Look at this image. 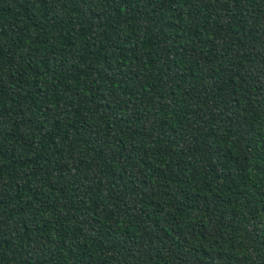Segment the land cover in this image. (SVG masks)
Instances as JSON below:
<instances>
[{"label":"trees","instance_id":"16d2710c","mask_svg":"<svg viewBox=\"0 0 264 264\" xmlns=\"http://www.w3.org/2000/svg\"><path fill=\"white\" fill-rule=\"evenodd\" d=\"M0 264H264V0H0Z\"/></svg>","mask_w":264,"mask_h":264}]
</instances>
